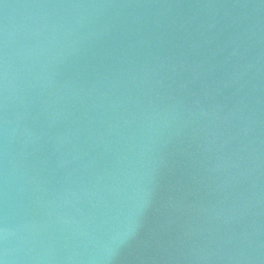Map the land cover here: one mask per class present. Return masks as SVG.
<instances>
[{"label": "water", "instance_id": "1", "mask_svg": "<svg viewBox=\"0 0 264 264\" xmlns=\"http://www.w3.org/2000/svg\"><path fill=\"white\" fill-rule=\"evenodd\" d=\"M0 264H264V0H0Z\"/></svg>", "mask_w": 264, "mask_h": 264}]
</instances>
